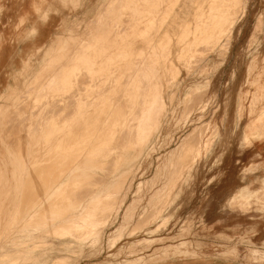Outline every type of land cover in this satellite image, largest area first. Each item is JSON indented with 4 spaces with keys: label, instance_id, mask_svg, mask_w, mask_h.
I'll return each instance as SVG.
<instances>
[{
    "label": "rangeland",
    "instance_id": "rangeland-1",
    "mask_svg": "<svg viewBox=\"0 0 264 264\" xmlns=\"http://www.w3.org/2000/svg\"><path fill=\"white\" fill-rule=\"evenodd\" d=\"M45 1L0 0V148L10 154L0 156L1 162H9L0 163V169H7L5 174L0 172V178L8 176L12 190L21 183L27 198L22 207L12 200L14 221L9 223L12 221L13 229L9 224V230L3 232L9 252L0 255V264H51L53 260L64 264H264V0H246L229 35L212 45L199 42L193 34L202 27L195 9L188 17L190 25L177 28L178 35H173L175 27L169 16L175 13L167 7L168 1L164 5L160 0H82L80 4L61 3L62 7L53 0ZM40 7H46L49 17L45 20L38 18ZM33 24L36 26L28 28ZM34 31L43 38L31 44L28 38ZM170 41L171 57L180 74L167 93V111L159 114V128L152 127L144 151L130 163L127 149L134 132H123L122 115L129 113V119L139 122L153 88L160 87L163 71L157 61L164 66L170 46L166 42ZM185 44H189L187 51L179 61ZM139 46L142 52L137 51ZM87 53L107 58L104 67L86 61ZM23 62L27 63L25 69ZM23 69L16 76L15 71L20 74ZM11 85L12 91L7 88ZM72 127L79 147L96 143L101 148L104 144L114 151L120 149L118 155L96 164L90 150L56 151L43 142L50 138L48 144H54ZM114 127L119 133H112ZM113 169L117 175L129 176L125 185L110 186ZM56 180L61 183L58 187ZM50 185L61 194L49 196L41 206L40 199ZM102 189L107 194L100 199L108 208L102 203V210L82 211L86 205H97V200L88 203ZM73 212H81V219L70 223L75 227L67 224L56 230L65 221L62 218ZM21 217L26 219L21 221ZM79 227L83 232L92 228L93 234L85 238L84 251L69 253V258L50 246L33 248L38 241L30 242L32 238L50 241L59 237L68 245ZM14 239L28 243L13 244ZM27 245L32 247L30 256L24 252Z\"/></svg>",
    "mask_w": 264,
    "mask_h": 264
},
{
    "label": "bare ground",
    "instance_id": "bare-ground-1",
    "mask_svg": "<svg viewBox=\"0 0 264 264\" xmlns=\"http://www.w3.org/2000/svg\"><path fill=\"white\" fill-rule=\"evenodd\" d=\"M45 1V0H44ZM74 1H77L79 4H80V2L82 1V0H66L65 2H62V1H60L59 0V2L60 3H62V4H67V5H69L70 3H72V2H74ZM160 1H162V3L165 5L166 3H167V1H168V5H167V7L171 10V11H173V13H175V15H171V16H169V20L170 19H172L171 20V23H170V25H174V32L172 33L173 35H175L176 34V36L178 35V31H177V28H181L182 26L184 27V25H186V27H188L189 25H190V18H188L191 14H192V12L194 11V9H195V13L197 12V15H198V19H199V21H201L202 22V27H197L195 30H194V35L196 34V36L198 37L197 39L199 40V42L201 41V42H204V43H206V44H208V45H212L214 42H216L217 40H221V39H223L224 38V36H225V38H226V35L231 31V28L232 27H234V24H237L235 21H236V19H237V15L240 13V11L242 10H244V8L246 7V4H247V1L246 0H160ZM46 2V1H45ZM158 2V5L160 6V4H159V1H157ZM194 2H195V4H194ZM40 3H41V1H40ZM47 3V2H46ZM38 5H39V3H38ZM52 6L51 4H49V3H47V5H46V7L47 6ZM142 5V4H141ZM155 5V7L157 6V3L156 4H154ZM196 5V6H195ZM48 6V7H49ZM110 6V5H109ZM139 6H140V4H139ZM45 7V8H46ZM148 6H146V8H147ZM161 7H163L162 5H161ZM45 8L44 9H42L41 7L39 8V10H41V14H40V16L38 17L39 18V20H45V19H47L49 16L46 14V11H45ZM51 8H53V6L51 7ZM107 10H109V8L108 9H106V11ZM147 10V9H146ZM166 10V9H165ZM112 11V10H111ZM158 11H159V8H158ZM40 12V11H39ZM117 12V11H116ZM167 12V11H166ZM169 12V11H168ZM167 12V13H168ZM145 13V12H144ZM169 13H171V12H169ZM172 13V14H173ZM242 13V12H241ZM36 14V13H35ZM121 14H123L122 13V11H121ZM153 14H155V13H153ZM110 15V14H109ZM127 15V14H126ZM128 15H130V14H128ZM169 15V14H168ZM195 15V14H194ZM106 16V15H105ZM124 17H126L125 16V14L123 15ZM150 16H152L151 14H150ZM154 16V15H153ZM166 16V15H165ZM196 16V15H195ZM115 17V16H114ZM162 17V16H161ZM160 17V18H161ZM143 18V17H142ZM142 18H140V19H142ZM193 18H194V16H193ZM240 18V17H239ZM105 19V18H104ZM115 19V18H114ZM138 19V18H137ZM145 19H146V16H145ZM144 19V20H145ZM152 19V18H151ZM165 19V18H164ZM181 20L180 21V24H173V22L174 21H176V20ZM187 19H189V20H187ZM122 20H123V18H122ZM108 21V20H107ZM119 21V20H118ZM134 21H137V20H134ZM139 21V20H138ZM143 21V20H142ZM148 21V20H147ZM151 21V20H150ZM120 22V21H119ZM139 22H141V21H139ZM154 22V21H153ZM205 22V24H203ZM22 23V22H21ZM104 23V22H103ZM110 23H111V21H110ZM137 23V22H136ZM262 23V22H261ZM260 23V24H261ZM23 24V23H22ZM130 24V23H129ZM141 24H142V22H141ZM165 24V23H164ZM259 24V25H260ZM20 25V24H19ZM107 25H108V23H107ZM137 25H139V23L137 24ZM136 25V26H137ZM153 25V24H152ZM152 25L150 26V28L152 29V30H154V28H155V23H154V25H153V27H152ZM168 25V24H167ZM176 25V26H175ZM36 25L35 24H33V25H30L28 28H33V27H35ZM116 26V25H115ZM119 26V25H118ZM134 26V25H133ZM112 27H113V23H112ZM135 27V26H134ZM140 27V26H139ZM158 27H159V25H158ZM162 27L163 26H161L160 28L162 29ZM260 27H262L261 25H260ZM95 29V28H94ZM113 29V28H112ZM118 29V28H117ZM140 29V28H139ZM138 29V30H139ZM149 29V28H148ZM161 29H160V31H161ZM164 29H165V27H164ZM116 30V29H115ZM114 30V31H115ZM134 31L136 30V28H134L133 29ZM113 31V30H112ZM119 31V30H118ZM95 32V31H94ZM133 32V31H132ZM156 32V31H155ZM164 32H166V31H164ZM177 32V33H176ZM181 32H183V31H181ZM193 32V31H192ZM90 33V32H89ZM108 32H106L105 34H107ZM113 33V32H112ZM123 33V32H122ZM126 33V32H125ZM124 33V34H125ZM128 33V32H127ZM175 33V34H174ZM184 33V32H183ZM183 33H182V35H183ZM97 34H98V32H97ZM124 34H123V37H124ZM129 34H130V31H129ZM133 34V33H132ZM139 34V33H138ZM141 34H143V33H141ZM157 34H160V33H157ZM171 34V35H172ZM186 34L188 35V34H190V31H188V32H186ZM94 35H96L95 33H94ZM100 35V33L98 34V36ZM115 35H116V33H115ZM114 35V36H115ZM121 35V34H120ZM127 35V34H126ZM172 35V36H173ZM185 35V34H184ZM229 35V34H228ZM91 36H93V34L91 35ZM161 36H162V34H161ZM161 36H160V38L159 39H162L161 38ZM181 36V35H180ZM96 37H97V35H96ZM101 37V36H100ZM117 37L119 38V36H118V34H117ZM153 37H154V35H153ZM169 37V36H168ZM43 38V34H41V35H39L38 34V32L37 31H34L31 35H30V37L28 38V40L30 41V43L31 44H35L36 42V40L38 39V40H41ZM108 38H109V36H108ZM118 38H117V40H118ZM121 39H122V37H120ZM120 38H119V40H120ZM156 38H158L157 36H156ZM163 38H166L165 36L163 37ZM100 39V38H99ZM110 39V38H109ZM116 39V38H115ZM137 39V38H136ZM148 39V38H147ZM158 39V40H159ZM125 40H126V37H125ZM154 40H155V38H154ZM157 40V41H158ZM164 40H166V39H164ZM197 40V41H198ZM105 41V40H104ZM112 41V40H111ZM114 41V40H113ZM127 41V40H126ZM162 41H163V39H162ZM83 42V41H82ZM100 42H101V40H100ZM99 42V43H100ZM103 42V41H102ZM106 42L108 43V41H107V38H106ZM120 43H121V41H119ZM150 42H152V39L148 42V43H150ZM159 42V41H158ZM80 43V42H79ZM118 43V42H117ZM124 43V42H123ZM153 43V42H152ZM156 43V42H155ZM166 43H169V47H168V50H167V54L164 56V66H163V64H162V66H161V62L159 63V61H157V63H158V65H160L159 66V68H161L162 69V71H163V77L161 78V83H160V87L159 86H156V87H154L153 88V91H152V93H151V95L149 96V98H148V100L146 101V103L144 104V108H143V111H142V113H141V115H142V117H141V115H140V118H139V122L138 123H135L134 122V120H131L132 118H130L129 119V116L131 115V114H129V113H125V114H123L122 116H123V118H124V121L122 122V125H124L125 127V129L123 130V132L124 133H126V132H134L133 134H134V141H130V142H128V144L130 145L129 146V150L127 149V147H125L126 149H127V155H128V157H126V160L127 161H131V162H133L137 157H140V155L142 154V152L144 151V148L146 147V145H147V143L149 142V140L151 139V130H152V127H154V129L153 130H155V127L156 128H159V126H160V122H161V117H159V114H160V112L162 113L161 114V116L164 114V113H166V111H167V104H166V96H167V93H168V91L169 90H171L173 87H175L176 86V80H177V78H178V76H179V74H180V72H179V70L177 69V65L174 63V61H173V58L172 57H174V56H172V45H171V41L170 42H166ZM102 44V43H101ZM140 44V43H139ZM151 44V43H150ZM83 45V44H82ZM108 45V44H107ZM114 45V44H113ZM147 45V44H146ZM153 45V44H152ZM162 45H165L166 46V44L165 43H163ZM189 44H185L184 46H182L181 47V54L179 53V56L177 57V59L180 61V60H182V58L184 57V55H185V53H186V51H187V46H188ZM99 46H100V44H99ZM102 46V45H101ZM112 46V45H111ZM131 46V45H130ZM151 46V45H150ZM149 46V47H150ZM40 47H42V46H40ZM40 47H37V48H34L33 49V51H32V53H35L37 50H38V48H40ZM97 47V46H96ZM95 47V48H96ZM128 48H129V46H127ZM95 48H94V50H95ZM111 48V47H110ZM146 48V47H145ZM152 49H153V47H152ZM157 49V48H156ZM142 49H141V46H139L138 48H137V51L138 52H142L141 51ZM136 51V52H137ZM125 52V51H124ZM74 53V52H73ZM86 53V52H85ZM127 55V54H126ZM141 55V54H140ZM131 56V55H130ZM129 56V57H130ZM172 56V57H171ZM63 57V56H62ZM65 58H66V56H64ZM63 57V58H64ZM133 57V56H132ZM83 59V58H82ZM85 59H86V61H88L89 63H92V64H99L100 63V65L102 66V67H104L103 65V63H106V61H107V58H103V57H101V56H97L96 54H94V53H87L86 55H85ZM162 59V58H161ZM158 60V59H157ZM146 62V61H145ZM66 63V62H65ZM25 66H24V65ZM23 68L25 69L26 68V65H27V63L26 62H23ZM85 64H86V62H85ZM119 67V66H118ZM24 69L21 71V73L19 74V73H17L16 71H15V74H16V76L18 75V76H20L21 74H22V72L24 71ZM101 69V68H100ZM131 70H132V68H131ZM160 70V69H159ZM60 71V70H59ZM96 71H97V69H96ZM98 71H100L99 69H98ZM13 72V71H12ZM101 72V71H100ZM14 73V72H13ZM106 73V72H105ZM132 74H133V72H132ZM13 75V74H12ZM57 75V74H56ZM61 75V74H60ZM79 75H80V73H79ZM62 76V75H61ZM68 76V75H67ZM77 76V75H76ZM82 76V75H81ZM87 76V75H86ZM102 76V75H101ZM57 77H58V75H57ZM99 77V76H98ZM60 78V77H59ZM48 79V78H47ZM61 79V78H60ZM74 79H75V77H74ZM84 79V78H83ZM91 80V79H90ZM108 80V79H107ZM81 80H79V82H80ZM105 81H106V79H105ZM179 81V80H178ZM46 82V81H45ZM44 82V83H45ZM74 82H75V80H74ZM101 82V81H100ZM107 82V81H106ZM119 82V81H118ZM137 82V81H136ZM59 83V82H58ZM63 83V82H62ZM94 83V82H93ZM55 84V83H54ZM53 84V85H54ZM78 84V83H77ZM82 84H83V82H82ZM89 84H91V83H89ZM45 85H46V83H45ZM45 85H44V87H45ZM43 86V85H42ZM86 86V85H85ZM87 86H88V84H87ZM90 86V85H89ZM108 86V85H107ZM13 86L11 85L10 87H7L10 91H12L13 90V88H12ZM48 86H46L45 87V89L48 91V88H47ZM84 87V86H83ZM99 87V86H98ZM54 89H55V87H54ZM53 89V90H54ZM58 89V88H57ZM84 89V88H83ZM102 89V88H101ZM157 89V90H156ZM45 90V91H46ZM189 90V89H188ZM187 90V91H188ZM44 91V90H43ZM191 91H192V89H191ZM37 92V91H36ZM68 92V91H67ZM73 92V91H72ZM84 92V91H83ZM190 92V90L188 91V93ZM192 92H194V91H192ZM187 93V92H186ZM36 94V93H35ZM48 94V92L45 94V95H47ZM141 94H142V92H141ZM191 94V93H190ZM65 95V94H64ZM72 95V94H71ZM86 95V94H85ZM89 95V94H88ZM122 95V94H121ZM120 95V96H121ZM67 97V96H66ZM110 97V96H109ZM108 97V98H109ZM189 97H190V95H189ZM189 97H187V98H189ZM43 98H44V95H43ZM171 98V97H170ZM172 98H173V96H172ZM185 98H186V95H185ZM28 99V98H27ZM65 99V98H64ZM97 99V98H96ZM66 100V99H65ZM74 100V99H73ZM72 100V101H73ZM76 100V99H75ZM109 100V99H108ZM171 100V99H170ZM186 100V99H185ZM197 100V99H196ZM67 101V100H66ZM66 101H65V105L64 106H66ZM48 102V101H47ZM53 102V101H52ZM51 102V103H52ZM57 102V101H56ZM61 102V101H60ZM115 102V101H114ZM116 102H118V101H116ZM170 102V101H169ZM186 102V101H185ZM71 103V102H70ZM44 104V103H43ZM60 104V103H59ZM67 104H69V103H67ZM47 105V104H46ZM51 106V105H50ZM59 106V105H58ZM122 106V105H121ZM190 106V105H189ZM60 107H62V106H60ZM41 108V107H40ZM69 108V107H68ZM72 108V107H71ZM74 108H75V106H74ZM107 108V107H106ZM94 109V108H93ZM53 110V109H52ZM71 110V109H70ZM109 109H107V111H108ZM28 111H29V109H28ZM55 111H56V108H55ZM55 111H53V112H55ZM76 111V110H75ZM120 111H121V109H120ZM45 112V111H44ZM64 112V111H63ZM109 112V111H108ZM122 112V111H121ZM49 113V112H48ZM57 114V113H56ZM55 114V115H56ZM60 114V113H59ZM61 115V114H60ZM64 115H66V114H64ZM105 115V114H104ZM117 115V114H116ZM119 115H121V114H119ZM0 116H1V114H0ZM47 116V115H46ZM45 116V117H46ZM52 116H53V114H52ZM77 116V115H76ZM109 116H110V114L109 113H106V118H109ZM114 116V115H113ZM28 117V116H27ZM54 117V116H53ZM100 117H101V115H100ZM121 117V116H120ZM132 117L134 118V116H133V114H132ZM135 117H136V115H135ZM136 117V118H137ZM166 117V116H165ZM51 118V117H50ZM61 118V117H60ZM89 118V117H88ZM114 118V117H113ZM116 118V117H115ZM43 119V118H42ZM57 119H58V117H57ZM165 119V118H164ZM163 119V120H164ZM52 120V119H51ZM50 120V121H51ZM89 120V119H88ZM115 120V119H114ZM137 120V119H136ZM162 120V121H163ZM49 120H48V122H50ZM66 121V120H65ZM65 121H64V124H65ZM72 121V120H71ZM106 121L107 120H105L104 122L106 123ZM113 121V120H112ZM119 121V120H118ZM42 122V121H41ZM60 122V121H59ZM67 122H68V119H67ZM97 122H98V120H97ZM103 122V123H104ZM164 122V121H163ZM162 122V123H163ZM61 123V122H60ZM86 123V122H85ZM115 125H117V121H115ZM121 123V122H120ZM119 123V124H120ZM54 124V123H53ZM100 124V123H99ZM101 124H102V120H101ZM109 124V123H108ZM56 125V124H55ZM57 125H58V123H57ZM59 125H61V124H59ZM113 125V124H112ZM48 126V125H47ZM62 126H63V124H62ZM67 127V126H66ZM105 127H106V125H105ZM120 127H121V125H120ZM119 127V129H121ZM38 128V127H37ZM40 128V127H39ZM56 128V127H55ZM60 127H58V129H59ZM68 128V127H67ZM102 128V127H101ZM116 128L117 127H114L113 128V130H112V133L113 134H116V132H118L119 133V131H117L116 130ZM46 129V128H45ZM61 129V128H60ZM94 130V129H93ZM48 131H49V129H48ZM99 131V130H98ZM44 132V131H43ZM51 132H52V129H51ZM50 132V134L52 135V133ZM64 132V131H63ZM110 132V131H109ZM54 133V132H53ZM57 133H59V132H57ZM61 133H62V131H61ZM90 133V132H89ZM121 133V132H120ZM47 134V133H46ZM76 134H77V132H76V129H74L73 127L72 128H70V129H66V131L64 132V133H62V134H60L59 135V137L56 139V141L54 142V144H48L49 142H50V138L49 139H47L46 141H43L44 143L45 142H47V146H49L50 148L52 147L54 150H56V151H62V150H66V151H72L73 150V148H80V149H87V150H90V151H92L90 154L93 156V161L97 164L98 162L100 163H104L107 159H108V157L109 156H112V155H115L116 156V154L118 155V152L120 151V149L118 150L117 149V151H114V150H112V149H114L113 148V146H112V148H110L109 146H107V145H105L104 146V144L101 146V148H99V147H97L96 146V143H95V145H93V144H91V145H89V144H83V146H81V147H79V145H80V143H75L76 142ZM157 134V133H156ZM155 134V135H156ZM48 135H49V133H48ZM83 135V134H82ZM122 135V134H121ZM127 135H128V133H127ZM45 136V135H44ZM53 136V135H52ZM110 136V135H109ZM118 136V135H117ZM128 136H130V134L128 135ZM85 137V136H84ZM100 137H101V135H100ZM111 137H112V135H111ZM119 137V136H118ZM125 137V136H124ZM132 137H133V135H132ZM155 137V136H154ZM56 138V137H55ZM114 138H116V136H114ZM44 139V138H43ZM46 139V138H45ZM130 139V138H129ZM129 139H128V141H129ZM74 140H75V142H74ZM89 140V139H88ZM127 140V139H126ZM124 141V140H123ZM87 143V142H86ZM108 143V142H107ZM126 143V142H125ZM110 143H108V145H109ZM112 145H113V143H111ZM115 144V143H114ZM122 144V143H121ZM103 146H104V148H103ZM123 146V145H122ZM49 148V149H50ZM109 148V149H108ZM124 148V149H125ZM52 150V149H51ZM96 150H98V152H96ZM102 150H105V151H103V153H101L100 151H102ZM66 151H65V153H66ZM84 151H86V150H84ZM106 152V153H105ZM197 154H196V157L198 156V154H199V152H200V147L197 149ZM87 153V152H86ZM121 153H123V151H121ZM47 154V153H46ZM56 154H58V153H56ZM61 154V153H60ZM48 155V154H47ZM52 155V154H51ZM50 155V156H51ZM55 155V154H54ZM86 155V154H85ZM120 155V154H119ZM121 156V155H120ZM49 157V156H48ZM196 157L194 158V160H193V163H194V161H195V159H196ZM3 158V157H2ZM1 158V159H2ZM87 158V157H86ZM91 158V157H90ZM118 157H116V159H117ZM122 158H124V157H122ZM112 159H113V157H112ZM116 159H114L115 161H116ZM120 159V158H119ZM80 160V159H79ZM113 160V161H114ZM122 160V159H121ZM36 161V160H35ZM54 161V160H53ZM57 161V160H56ZM83 161V160H82ZM91 161V160H90ZM110 161V160H109ZM3 162V161H2ZM1 161H0V163H2ZM118 162V161H117ZM121 162V161H120ZM130 162V163H131ZM4 164H9V162H3ZM21 163V162H20ZM57 163V162H56ZM58 163H60V162H58ZM79 163V162H78ZM81 163V162H80ZM83 163V162H82ZM81 163V164H82ZM111 163H112V161H111ZM128 162H126V164H127ZM192 163V164H193ZM54 164V163H53ZM95 164V165H96ZM106 164V163H105ZM115 164V163H114ZM119 164V163H118ZM177 164V163H176ZM176 164H175V166H176ZM23 165V164H22ZM44 165V164H43ZM51 165V164H50ZM85 165V164H84ZM88 165V164H87ZM124 165V167H126V165H125V163L123 164ZM37 166H39L38 164H37ZM83 166V165H82ZM71 167V166H70ZM95 167V166H94ZM94 167L92 168L93 170H94V173H95V170L96 171H98V169H97V167H95V169H94ZM116 167V166H115ZM39 168V167H38ZM88 168V167H87ZM121 168V167H120ZM180 168V167H179ZM47 169V168H46ZM74 169H75V167H74ZM73 169V170H74ZM80 169V168H79ZM116 169V168H115ZM115 169H113V170H115ZM178 169V168H177ZM48 170H49V168H48ZM48 170H47V172H48ZM76 170V169H75ZM93 170H91V171H93ZM111 170V169H110ZM112 170V171H113ZM117 170V169H116ZM116 170H115V172L112 174V182H111V184H110V186H115V187H117V186H119V185H122L121 184V182H123L124 183V185H125V179L128 177L129 178V176H127V175H117V174H119V172H116ZM78 171V170H77ZM87 171V170H86ZM104 171V170H103ZM118 171V170H117ZM134 171V170H133ZM132 171V173H134ZM176 171V170H175ZM178 171H179V169H178ZM5 172H7V169H5ZM28 172V171H27ZM46 172V173H47ZM64 172H65V170H64ZM67 172H69V171H67ZM74 172V171H73ZM80 172V171H79ZM72 173V172H71ZM75 173H76V171H75ZM112 172H110V174H111ZM69 174V173H68ZM88 174V173H87ZM91 174H92V172H91ZM109 174V175H110ZM129 174H131V173H129ZM128 174V175H129ZM136 174V173H135ZM187 174V173H186ZM53 175V174H52ZM77 175V174H76ZM102 175V174H101ZM24 176H26V175H24ZM108 176V175H107ZM130 176H132V175H130ZM58 177V176H57ZM76 177V176H75ZM102 177H104V178H106L107 179V177H105V176H102ZM109 177V176H108ZM23 178V177H22ZM25 178V177H24ZM99 178V177H98ZM132 178H133V176H132ZM19 179V178H18ZM65 179H67V177H65ZM97 179V178H96ZM106 179H104V180H106ZM61 180V179H60ZM95 180V179H94ZM99 180V179H98ZM128 180V179H127ZM15 181V180H14ZM78 181V180H77ZM96 181V180H95ZM17 182V181H16ZM51 182V181H50ZM63 182V181H62ZM68 182V181H67ZM99 182H101V181H99ZM103 182V181H102ZM23 183V182H22ZM48 183H49V181H48ZM58 183V180H56V183H54V184H56V186L58 187V185L60 184L61 185V183H59V184H57ZM64 183V182H63ZM70 183V182H69ZM14 184V183H13ZM18 185V184H17ZM76 185H77V182H76ZM109 185V184H108ZM51 187L49 188H47V189H49V192L47 191V194L45 195V198L43 199H40V200H42V204H41V206L42 205H44V204H47V202H46V200H47V198H49V196H50V198L54 195H56L57 194V192H54V190L55 189H57L56 188V186L55 187H53L52 185H50ZM62 186H63V184H62ZM61 186V187H62ZM123 186V185H122ZM127 186V185H126ZM53 187V188H52ZM61 187H60V189H61ZM114 187V188H115ZM65 188V187H64ZM105 188H107V187H105ZM108 188H110V187H108ZM107 188V189H108ZM73 189V188H72ZM106 189V190H107ZM113 189V188H112ZM111 189V190H112ZM118 189V193L120 192L119 191V187L118 188H116V190ZM122 189V188H121ZM120 189V190H121ZM125 189V188H124ZM70 190H71V188H70ZM116 190L114 191V194H116L115 192H116ZM56 191V190H55ZM61 191V190H60ZM75 191V190H74ZM22 192V191H21ZM23 192H24V189H23ZM23 192H22V194H21V196L23 195ZM45 192V191H44ZM70 192V191H69ZM112 192H113V190H112ZM111 192V193H112ZM124 192V191H123ZM58 193H60L61 194V192H58ZM72 193V192H71ZM89 193V192H88ZM98 193V192H97ZM97 193H96V195H94V197L92 196V198L91 199H93L92 201H90V203H88V205L89 204H92L93 202H94V200L96 201L97 200V205L96 206H89V207H87V205H86V207H84V208H82V211L83 210H93L94 208H96V207H100V205L102 204V203H104V204H106V208H108L107 207V202H103V200H101L100 198L101 197H103V196H105L107 193H106V191L104 192V189H102L101 190V192L97 195ZM43 194V193H42ZM59 194V195H60ZM62 194H63V192H62ZM113 194V195H114ZM57 196V195H56ZM115 197V196H114ZM121 198V197H120ZM14 199V198H13ZM123 199V198H122ZM171 199V198H170ZM88 200H90V199H88ZM100 200V202L98 203V201ZM113 200V199H112ZM120 200V199H119ZM123 200H125V199H123ZM17 201H18V199H17ZM115 201V200H114ZM113 202V201H112ZM11 203H12V201H11ZM109 203V202H108ZM16 204H18V202L16 203ZM15 204V205H16ZM109 204H111V203H109ZM116 204V203H115ZM114 204V205H115ZM169 204V203H168ZM19 205V204H18ZM27 205H29V204H27ZM93 205V204H92ZM111 205H113V204H111ZM120 205V204H119ZM17 206V205H16ZM16 206H15V208H16ZM21 206V205H20ZM30 206V205H29ZM38 206V205H37ZM52 206V205H51ZM121 206V205H120ZM22 207V206H21ZM32 207V206H31ZM24 208V207H23ZM38 208V207H37ZM101 208V210H102V207H100ZM103 208H104V206H103ZM17 209V208H16ZM77 210H78V208H76ZM105 209V208H104ZM122 209V208H121ZM120 209V210H121ZM12 210V209H11ZM31 210V209H30ZM80 210V209H79ZM109 210V209H108ZM14 211H16V210H14ZM20 211V210H19ZM27 211H29V210H27ZM31 211H33V210H31ZM39 212L41 211V210H38ZM43 211H44V209H43ZM99 211V210H98ZM119 211V210H118ZM30 212V211H29ZM108 212H110V211H108ZM107 212V213H108ZM20 213H21V211H20ZM24 213V212H23ZM35 213V212H34ZM165 213V212H164ZM12 214H13V212H12ZM12 214H11V217H12ZM26 214H28V213H26ZM81 212H79L78 214H76L75 212H73L72 214H70V215H68V217L67 218H62V219H65V221L64 222H59L60 224H58V226H57V229L56 230H59V229H61L62 228V230L64 229V226L65 225H67V224H69V226H70V223L72 222H74L75 220H77L78 221V219L80 220L81 219ZM111 215V214H110ZM109 215V216H110ZM127 215V214H126ZM105 216V215H104ZM28 217V216H27ZM47 217H49V216H47ZM83 217V216H82ZM94 217V216H93ZM97 217V216H96ZM101 217H102V215H101ZM15 219H16V217H14ZM45 218V217H44ZM51 218V217H50ZM109 218V217H108ZM13 219V217L11 218V219H9V220H12ZM21 219V221H23V220H25L26 219V217L25 218H20ZM90 219V218H89ZM60 220V219H59ZM125 220V219H124ZM123 220V221H124ZM13 221H14V219H13ZM28 221V220H27ZM27 221H26V223H27ZM46 221V220H45ZM9 222V221H8ZM11 223H12V221H11ZM11 223H9V224H11ZM47 223V222H46ZM53 222H51V224H52ZM123 223V222H122ZM12 225V229H13V224H11ZM54 225V224H53ZM53 225H51V226H53ZM51 226H48V227H51ZM47 227V228H48ZM71 227V226H70ZM75 227V226H74ZM74 227H71V229H73ZM39 228V227H38ZM42 228V227H41ZM65 228H66V226H65ZM71 229H67V230H69V231H71ZM9 230V229H8ZM55 230V229H54ZM38 232V231H37ZM66 232V231H65ZM72 232H73V230H72ZM53 233V231H51V234ZM70 233V232H69ZM74 233H75V239H73V240H70V242L68 243V245H66L65 244V241L63 240V239H59V237H57V238H52L50 241H46V240H44L43 238L42 239H40V237L37 239V238H32L31 240H30V242H33V243H35L36 241H38V242H36V244H35V247H33V248H43V247H47V246H50V247H52V251H54V252H62V253H64V255H66V257L67 258H69L68 256H69V253H82L83 251H84V241H85V238L90 234V233H92L93 234V230H92V228H90V229H88V230H86L85 232H83L82 231V228H75V231H74ZM74 233H73V236H74ZM50 234V235H51ZM72 234V233H71ZM70 234V235H71ZM14 235V234H13ZM6 236V235H5ZM72 236V235H71ZM30 237V236H29ZM5 238V237H4ZM22 240V239H21ZM13 244H17V243H19V244H21V246H22V244H27L28 242H23V241H19V240H17V239H14L13 241ZM31 246L30 245H27L26 246V248H25V250H24V252H26V256H30V255H28V250H31ZM19 252H17V254H18ZM49 253V252H48ZM47 253V254H48ZM5 255V257H7L8 255L7 254H4ZM38 255V254H37ZM41 254H39V256H40ZM50 255V254H49ZM48 255V256H49ZM73 255V254H72ZM71 255V256H72ZM55 256V255H54ZM38 257V256H37ZM50 257V256H49ZM27 259H29V258H27ZM53 259V258H52ZM13 258L11 257V263L13 262ZM147 260V259H146ZM41 261V260H40ZM153 261V260H152ZM22 262V261H21ZM144 262V261H143ZM39 263V262H38ZM44 263V262H43ZM39 264H41V263H39ZM51 264H64V261H55V260H53V263H51Z\"/></svg>",
    "mask_w": 264,
    "mask_h": 264
},
{
    "label": "crops",
    "instance_id": "crops-1",
    "mask_svg": "<svg viewBox=\"0 0 264 264\" xmlns=\"http://www.w3.org/2000/svg\"><path fill=\"white\" fill-rule=\"evenodd\" d=\"M55 2L62 7L61 3L58 0H53V4H55ZM53 11H54V8H53ZM5 151H6L5 149L0 148V156L2 157L10 156V154H8V152H5ZM0 172L5 174L4 166H2V168L0 169ZM21 189H22L21 183H18V185L15 186L14 190H12L11 182L9 181L8 176H3L2 178H0V232L2 231V233H0V238H1L0 239V255L3 254L4 251L9 252V250L5 249V246H4V238H3L4 233L3 232L9 229L8 221H10L9 219L11 216V212H10L11 201L13 200L15 204L18 202L19 204H21V206L26 204L27 198L25 194L21 196Z\"/></svg>",
    "mask_w": 264,
    "mask_h": 264
}]
</instances>
